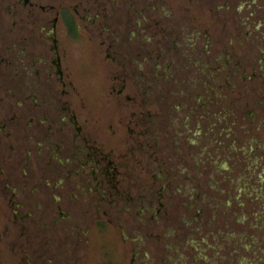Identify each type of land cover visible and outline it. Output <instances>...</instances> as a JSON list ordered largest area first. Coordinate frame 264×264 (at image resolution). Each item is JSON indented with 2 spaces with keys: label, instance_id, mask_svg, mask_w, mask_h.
<instances>
[{
  "label": "rangeland",
  "instance_id": "rangeland-1",
  "mask_svg": "<svg viewBox=\"0 0 264 264\" xmlns=\"http://www.w3.org/2000/svg\"><path fill=\"white\" fill-rule=\"evenodd\" d=\"M0 264H264V0H0Z\"/></svg>",
  "mask_w": 264,
  "mask_h": 264
},
{
  "label": "trees",
  "instance_id": "trees-1",
  "mask_svg": "<svg viewBox=\"0 0 264 264\" xmlns=\"http://www.w3.org/2000/svg\"><path fill=\"white\" fill-rule=\"evenodd\" d=\"M61 13H62L63 21L65 22V25L69 33L71 35H75L77 31V26H76L74 15L70 11V9L67 7H63Z\"/></svg>",
  "mask_w": 264,
  "mask_h": 264
}]
</instances>
